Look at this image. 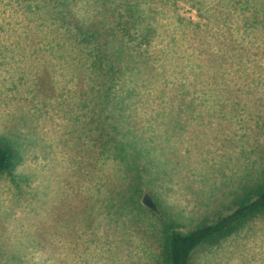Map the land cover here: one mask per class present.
<instances>
[{"label": "rangeland", "instance_id": "374dc122", "mask_svg": "<svg viewBox=\"0 0 264 264\" xmlns=\"http://www.w3.org/2000/svg\"><path fill=\"white\" fill-rule=\"evenodd\" d=\"M204 1L0 0V139L22 157L0 177V264H164L163 218L187 230L263 180L264 40L248 35L247 60L220 69L230 78L209 92L215 70L203 67L228 50L230 31L220 21L199 29ZM137 2L145 16L126 24ZM206 6L204 16L218 9ZM78 25L100 48L122 33L152 35L145 49L164 79L143 85L128 117L101 100ZM230 90L239 104L222 116L215 107ZM119 139L135 148L132 169ZM137 165L144 200L132 188L122 207ZM194 264H264V215L201 246Z\"/></svg>", "mask_w": 264, "mask_h": 264}, {"label": "trees", "instance_id": "16d2710c", "mask_svg": "<svg viewBox=\"0 0 264 264\" xmlns=\"http://www.w3.org/2000/svg\"><path fill=\"white\" fill-rule=\"evenodd\" d=\"M207 2L211 5V9L218 7L213 13V15L215 13L218 15L216 18L210 14L202 15V12L209 8L206 6ZM207 2L204 1L201 7H197L200 15L207 20L205 26L204 23L196 22L200 26L199 29L206 31L209 29L210 23L220 21L230 31L228 50L216 55L213 62L209 63L207 67H203V72L215 70V79H212L207 85L208 91L215 93L217 91L213 89V82L219 83L221 80L227 81L230 78L229 74L221 72L220 69L238 62L244 63L243 61L247 60L245 51H248V35L255 33L264 40V0H212ZM135 10L129 15L126 24L134 23L135 26H138V23H141V14L145 15L140 2L136 3ZM113 25L121 28L124 32L123 23ZM77 29V32L73 33L76 44L84 43L86 47L91 46L87 52L91 61L90 65L94 72L98 71L102 80L104 79L102 86L98 89L101 100L108 108H110L109 103L117 101L114 107L116 106L119 110L118 114L128 117L131 114L130 110L137 108L143 100L137 99L139 95L142 97L141 88L144 87L143 85L149 83L157 85L161 79H164L163 72L157 64L151 63V51L145 49L151 44L152 35L148 32L122 33L115 40L106 39L107 46L100 48L96 44L97 32L84 31L80 29L79 25ZM156 54L157 51H155ZM210 55H212L210 59L212 60L213 53L211 52ZM147 66H151L148 75L145 74ZM237 93L238 90H230L225 100L221 99L218 102L215 109L221 112L222 116L227 115V110L234 109L239 104L236 98ZM148 98L149 96L146 99ZM196 108V104L189 106L190 110ZM207 123L210 124L211 121ZM118 141L122 145L117 150L122 151L128 168L132 169L137 164L136 154L133 152L135 148L132 147V151H130L128 148L131 145L127 141H122V139ZM21 161L22 157L13 144L8 139H0V177L13 173ZM136 171L138 175L135 176L128 171L127 176H130V182L127 187L119 191L123 197L122 207L130 203L131 195L129 197L127 193L132 188H134L133 190L137 189L138 193L140 192L138 202L144 200L141 195L143 193L140 179L142 176L138 165ZM233 202L234 207L230 208V211L216 210L210 220L205 219L187 230H182L175 220L163 218L164 264H194L196 253L201 246L204 244L216 245L244 228L248 222L264 215V178L262 181L244 184ZM159 216L163 217L160 213Z\"/></svg>", "mask_w": 264, "mask_h": 264}, {"label": "water", "instance_id": "95a60500", "mask_svg": "<svg viewBox=\"0 0 264 264\" xmlns=\"http://www.w3.org/2000/svg\"><path fill=\"white\" fill-rule=\"evenodd\" d=\"M147 203H149L151 206H154L153 203L149 200V198L146 199Z\"/></svg>", "mask_w": 264, "mask_h": 264}]
</instances>
